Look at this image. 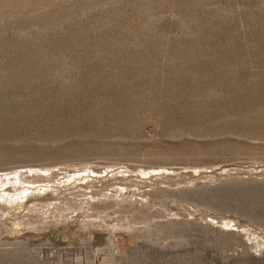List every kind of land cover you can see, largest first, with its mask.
<instances>
[{
	"label": "rangeland",
	"instance_id": "374dc122",
	"mask_svg": "<svg viewBox=\"0 0 264 264\" xmlns=\"http://www.w3.org/2000/svg\"><path fill=\"white\" fill-rule=\"evenodd\" d=\"M0 264H264V0H0Z\"/></svg>",
	"mask_w": 264,
	"mask_h": 264
}]
</instances>
